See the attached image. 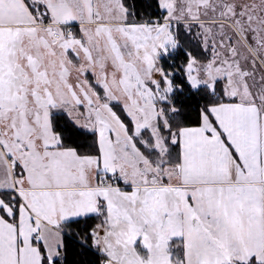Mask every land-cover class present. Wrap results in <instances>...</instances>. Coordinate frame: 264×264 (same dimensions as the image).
Returning a JSON list of instances; mask_svg holds the SVG:
<instances>
[{
    "label": "snow or ice",
    "instance_id": "obj_1",
    "mask_svg": "<svg viewBox=\"0 0 264 264\" xmlns=\"http://www.w3.org/2000/svg\"><path fill=\"white\" fill-rule=\"evenodd\" d=\"M0 264H264V0H0Z\"/></svg>",
    "mask_w": 264,
    "mask_h": 264
}]
</instances>
